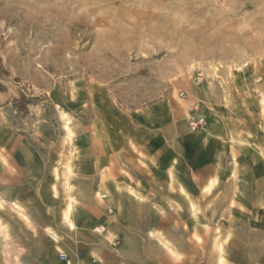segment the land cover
<instances>
[{"label":"crops","instance_id":"obj_1","mask_svg":"<svg viewBox=\"0 0 264 264\" xmlns=\"http://www.w3.org/2000/svg\"><path fill=\"white\" fill-rule=\"evenodd\" d=\"M240 73L192 86L198 110L106 111L116 127L65 168L0 140V264H264V73Z\"/></svg>","mask_w":264,"mask_h":264},{"label":"rangeland","instance_id":"obj_2","mask_svg":"<svg viewBox=\"0 0 264 264\" xmlns=\"http://www.w3.org/2000/svg\"><path fill=\"white\" fill-rule=\"evenodd\" d=\"M239 68L264 73V0H0V140L65 168L116 127L106 111L131 117L173 95L198 110L191 87Z\"/></svg>","mask_w":264,"mask_h":264},{"label":"built area","instance_id":"obj_3","mask_svg":"<svg viewBox=\"0 0 264 264\" xmlns=\"http://www.w3.org/2000/svg\"><path fill=\"white\" fill-rule=\"evenodd\" d=\"M246 67V66H245ZM243 68L236 69V72L242 71ZM198 108V107H197ZM205 125V118L203 116H198L195 118H192L190 121V129L192 131H197L201 129ZM61 261H63L66 264H73L66 255L61 254L60 255Z\"/></svg>","mask_w":264,"mask_h":264},{"label":"bare ground","instance_id":"obj_4","mask_svg":"<svg viewBox=\"0 0 264 264\" xmlns=\"http://www.w3.org/2000/svg\"><path fill=\"white\" fill-rule=\"evenodd\" d=\"M215 70L217 69L216 66L213 67ZM239 78V77H238ZM260 90V89H259ZM262 104L264 103V100L261 101ZM264 107V106H263ZM215 179V178H214ZM216 185V184H215Z\"/></svg>","mask_w":264,"mask_h":264}]
</instances>
